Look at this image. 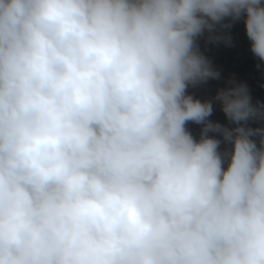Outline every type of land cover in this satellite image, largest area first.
I'll use <instances>...</instances> for the list:
<instances>
[{
  "label": "clouds",
  "instance_id": "clouds-1",
  "mask_svg": "<svg viewBox=\"0 0 264 264\" xmlns=\"http://www.w3.org/2000/svg\"><path fill=\"white\" fill-rule=\"evenodd\" d=\"M240 21L261 69L264 0H0V264H264V103L188 92Z\"/></svg>",
  "mask_w": 264,
  "mask_h": 264
}]
</instances>
